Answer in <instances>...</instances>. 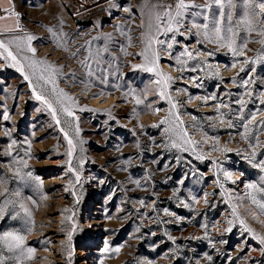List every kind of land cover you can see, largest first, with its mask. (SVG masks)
<instances>
[{"label": "rangeland", "instance_id": "rangeland-1", "mask_svg": "<svg viewBox=\"0 0 264 264\" xmlns=\"http://www.w3.org/2000/svg\"><path fill=\"white\" fill-rule=\"evenodd\" d=\"M178 3L0 0V264H264V16L221 0L234 56L204 35L214 0L160 34Z\"/></svg>", "mask_w": 264, "mask_h": 264}, {"label": "snow or ice", "instance_id": "snow-or-ice-1", "mask_svg": "<svg viewBox=\"0 0 264 264\" xmlns=\"http://www.w3.org/2000/svg\"><path fill=\"white\" fill-rule=\"evenodd\" d=\"M214 3L216 5V7L213 10V21H212V24H211V26H209L208 24H205L204 25V30H205L204 31V35H205V37L208 38L209 37V33L211 32L214 35L215 39H210V42L216 43L219 47H227L229 49V51H231L234 56L243 55L244 53H243L242 50H240V49H238V48H236V47L233 46L234 41L232 40V38L230 36H224V37H222L220 35L221 29L216 26V20H215L216 15L219 14L221 17H224L225 19H230V17H228L227 14L223 11L224 5L221 4V0H214ZM227 5H228L229 8L232 7L233 6L232 5V0H227ZM246 6L250 9V11H251L252 14H255L256 8L258 7L259 10H260V14L262 16H264V0H258L257 4H251L249 2V0H246ZM188 7L202 8L201 5H192V6H189V5H186L184 3V0H179V3L176 5L177 11H176L175 16H171L170 13H165L164 19H166L168 21L167 27L164 28V29H161V28L158 27L157 28V31L160 32V34H162L164 36H168L169 33H173V32L179 31V28L178 27L177 28H174L173 25H174V23L176 25H179L180 22H181L180 21L181 12L179 10L180 9H185V8H188ZM5 11H7V10H5ZM125 11H128V9H125ZM194 14L195 15H201L202 13L201 12H197V13H194ZM157 19L159 20L161 18L160 17H157ZM260 23L262 25H264V20H261ZM227 32H232V28L229 27L227 29ZM261 35H264V32H262ZM170 38L174 40L175 39V36L173 35ZM32 39H34V37H32V36H29L28 37V40L29 41H31ZM108 39H111V36L110 35H109ZM156 42L159 43V44H161V45H165V43H166V41H164V40H157ZM261 43H264V41H261ZM0 47H4V45H3L2 42H0ZM166 47L168 49H171L173 47V45H172V43H167L166 44ZM28 50L30 52H32V53H35V51H36V49L31 48V47H29ZM104 51H107V48H105ZM98 54L99 53H97V55ZM207 54L209 56H211L213 53L212 52H208ZM8 55L9 56H12V53L9 52ZM73 55H76V53H73ZM186 55H187V57L189 59H195V57H194V55H193V53L191 51H187L186 52ZM154 56H155V59H157V60L159 59V56L156 55L155 53H154ZM12 58L14 60L16 59V57H14V56ZM90 58H91V54H90ZM147 59L148 58L145 56L146 63L144 65H133V67L134 68H142V69H144L145 71H148V72H156V74L158 76H163V74L157 70V68L155 66V61L152 62V64H153L152 67H148ZM33 63H44V62L43 61H34ZM81 63L83 65V68L85 70V73L88 76L93 75V70L91 69V66L88 64L87 58H86V60L82 61ZM180 63H183V61H180ZM232 66L234 67L235 65H232ZM192 70L195 71L196 70L195 67H193ZM21 71H23V68L22 67H21ZM53 71H56V69H53ZM241 71H244V69L241 68ZM25 79L27 80L28 77L25 76ZM171 79H172L171 77H164L163 83L165 85V88L167 87V82L169 80H171ZM161 82L162 81H160V80H157L156 81L157 84H160ZM247 83H249V81H245V84H247ZM61 94L64 95L67 99H69V100L71 99V97H67V94L66 93H63L62 92ZM159 96H160L161 99H165L166 98L169 101V103L171 104L172 108H175L176 107L175 103H172V97L170 95H168L164 90H161L160 91ZM41 98L42 97H39V96L37 97V99H41ZM211 99H216V97H211ZM207 100H208L207 97L204 98V102L205 103L207 102ZM136 102H137V104L141 103L140 100H137ZM237 102L239 104H241V105H243L245 103L244 100H239ZM261 102L264 103V99H262ZM49 107H51V106H49ZM220 107H221L220 105H217V111L220 110ZM224 107H227V105H224ZM64 111L67 112V114L69 116H72L73 115V113L71 111H69L68 109H64ZM53 114L55 115V112L54 111H53ZM254 120H255V116H252V118L248 121V124L252 123ZM167 122L168 121H167V118H166L164 120H161L160 123L161 124H164V123H167ZM57 123H59V121H57ZM180 123H183V122L180 121ZM248 124H244L243 125V127L245 128V131L246 132H247ZM152 127H159V125H152ZM228 127H230V128L233 127V125H232L231 122H229ZM184 136H187V132L184 133ZM184 142L186 144L193 145V147L195 146V142H193L191 140H185ZM68 143H69V145H71L72 144V141L69 140ZM216 143L218 144L219 141H217ZM173 147H180V145L173 144ZM184 150L187 151L188 149L185 148ZM213 150L214 151H220V149L219 148H216V147H214ZM223 151L228 152V151H230V149H228L227 147H225L223 149ZM68 155H71V152H69ZM252 157L253 158L255 157V153L254 152L252 153ZM197 158L198 159H203L204 157L202 155H197ZM256 166L260 167L261 170L264 171V160L257 161V165ZM29 175H31V174L29 173ZM224 176L226 178H228V179H231V173H229V172H224ZM77 180H79V177H77ZM232 183H235V181H232ZM249 187L250 188H255V185H251L250 184ZM205 202L207 203V201H205ZM252 202H253V204H257L261 210H264V203H261L260 201L256 200L255 197H252ZM141 203H143V201H141ZM185 207H188V205H185ZM169 214L171 215V213H169ZM236 214H237V211H236L235 208H233V215L235 216ZM240 223L243 224L244 222L243 221H240ZM229 224H231V221H229ZM205 228H207V225H205ZM226 231H231V228L226 229ZM248 231L251 232L252 230L251 229H248ZM7 236L12 241L15 242V246L16 247H22V245L24 243V237L23 236L15 235V234H12V233L7 234ZM257 238L260 240L261 244H264V237H257ZM68 239L70 241L71 240V236H69ZM119 250H120L119 248L114 249L115 252H119ZM104 251L105 252H108L109 249L108 248H105ZM28 252H29V256L31 257V254H32L33 250L32 249H28ZM209 259H210V257H209Z\"/></svg>", "mask_w": 264, "mask_h": 264}, {"label": "crops", "instance_id": "crops-1", "mask_svg": "<svg viewBox=\"0 0 264 264\" xmlns=\"http://www.w3.org/2000/svg\"><path fill=\"white\" fill-rule=\"evenodd\" d=\"M5 20H6L5 18H1L0 19V28H11L12 27V23L9 26H1Z\"/></svg>", "mask_w": 264, "mask_h": 264}, {"label": "bare ground", "instance_id": "bare-ground-1", "mask_svg": "<svg viewBox=\"0 0 264 264\" xmlns=\"http://www.w3.org/2000/svg\"><path fill=\"white\" fill-rule=\"evenodd\" d=\"M18 66H20V65H18ZM19 68V67H18ZM21 68V67H20ZM24 72V71H23Z\"/></svg>", "mask_w": 264, "mask_h": 264}]
</instances>
